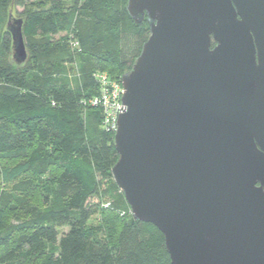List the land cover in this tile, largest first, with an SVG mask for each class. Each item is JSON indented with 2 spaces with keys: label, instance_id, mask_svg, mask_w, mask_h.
Here are the masks:
<instances>
[{
  "label": "water",
  "instance_id": "water-1",
  "mask_svg": "<svg viewBox=\"0 0 264 264\" xmlns=\"http://www.w3.org/2000/svg\"><path fill=\"white\" fill-rule=\"evenodd\" d=\"M126 10L149 24L120 76L113 135L110 174L130 222L156 226L172 264H264V0H127ZM22 24L9 13L16 64L27 58Z\"/></svg>",
  "mask_w": 264,
  "mask_h": 264
},
{
  "label": "trees",
  "instance_id": "trees-1",
  "mask_svg": "<svg viewBox=\"0 0 264 264\" xmlns=\"http://www.w3.org/2000/svg\"><path fill=\"white\" fill-rule=\"evenodd\" d=\"M15 2L0 0V159H8L0 175L11 184L0 209L21 217L28 206L29 217L0 230V264H172L152 223L103 216L102 240L86 229L102 212L88 201L117 159L114 134L89 102L99 91L96 75L120 81L147 24L129 16L127 0H75L69 8L32 0L19 16L27 58L16 64L5 27ZM62 32L65 42L56 41ZM18 161L23 169L14 175ZM37 187L43 207L29 206Z\"/></svg>",
  "mask_w": 264,
  "mask_h": 264
},
{
  "label": "rangeland",
  "instance_id": "rangeland-1",
  "mask_svg": "<svg viewBox=\"0 0 264 264\" xmlns=\"http://www.w3.org/2000/svg\"><path fill=\"white\" fill-rule=\"evenodd\" d=\"M15 4L13 7V13L14 16L19 17L22 14V10H23V6H27L28 2L32 1V0H15ZM44 1V0H43ZM48 3H50V0H45ZM58 2H61L64 8H69L71 7L74 3L75 0H57ZM78 2H80V0H77ZM66 33H60L57 36H55V40H61V39H65L66 40ZM25 40V39H24ZM64 40V42H65ZM29 54V52H28ZM9 60L11 61V53L8 54ZM102 68L96 67V70H101ZM106 70V69H104ZM86 120V119H85ZM8 159L7 158H3L0 159V162L3 164L5 162H7ZM2 166V165H1ZM21 169H23V166L20 164V161H18L17 166L13 172L14 175H17L20 173ZM19 172V173H18ZM22 172V171H21ZM11 177H14L13 175H11ZM17 177V176H16ZM10 180V179H9ZM9 185V186H8ZM7 186L4 185V181L0 175V198H1V194L3 189L4 190H9V188L11 187V184H8ZM8 187V188H7ZM39 188L37 187V191L35 192L34 199L31 200L29 206H36V207H43V191L38 190ZM90 204L91 203H96L99 204L100 208H102V212L100 214H97L96 216H93L88 224H87V230L90 231L89 233L92 236H95L97 238L100 237V239L102 240V235L101 232L103 234L104 231H106V227L103 225V221L104 218L103 216H106L108 219L112 218V217H121L124 218L126 221L130 218L131 216V212H130V207L128 206L127 202L124 199V196L122 194V191L117 187V185L115 184L114 180L111 179H106L103 180L99 183L98 188L96 193H94L89 201ZM19 205V204H17ZM127 205V207H126ZM21 206V205H19ZM18 208V206L16 207ZM29 208L28 206L26 208H21L23 212V216L21 217H26L28 218L29 216L27 215V211ZM126 211H129L130 214H125ZM18 213H11L9 214V217L6 218L4 217V211H2L0 209V230L5 229L7 227H9V225H12L14 223H17L18 221H23L26 219H21L19 220V218H21L20 216L17 215ZM109 224L111 221H108ZM64 230L67 229V227H63Z\"/></svg>",
  "mask_w": 264,
  "mask_h": 264
},
{
  "label": "built area",
  "instance_id": "built-area-1",
  "mask_svg": "<svg viewBox=\"0 0 264 264\" xmlns=\"http://www.w3.org/2000/svg\"><path fill=\"white\" fill-rule=\"evenodd\" d=\"M99 83L97 95L90 99V104L100 109L102 127L113 134L117 128L118 115L122 110L121 97L123 87L120 81L110 79L106 73L96 75Z\"/></svg>",
  "mask_w": 264,
  "mask_h": 264
},
{
  "label": "flooded vegetation",
  "instance_id": "flooded-vegetation-1",
  "mask_svg": "<svg viewBox=\"0 0 264 264\" xmlns=\"http://www.w3.org/2000/svg\"><path fill=\"white\" fill-rule=\"evenodd\" d=\"M237 19L238 20H241V17L240 15L237 14ZM136 23H143L145 22L147 24V28H148V31H149V24H148V21H147V16L146 15H143L142 18H140L139 20H134ZM249 36L251 37V41H252V52H253V57H254V61L255 63L257 64L258 63V46L256 45V42H255V30H249ZM216 45L215 42H212V44L210 45V48H213L214 46Z\"/></svg>",
  "mask_w": 264,
  "mask_h": 264
}]
</instances>
